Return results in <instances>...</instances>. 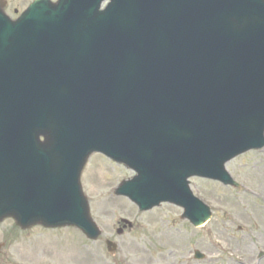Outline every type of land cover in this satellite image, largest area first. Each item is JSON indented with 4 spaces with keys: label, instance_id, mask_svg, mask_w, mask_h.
Masks as SVG:
<instances>
[{
    "label": "water",
    "instance_id": "obj_1",
    "mask_svg": "<svg viewBox=\"0 0 264 264\" xmlns=\"http://www.w3.org/2000/svg\"><path fill=\"white\" fill-rule=\"evenodd\" d=\"M3 6L0 221L96 239L80 175L98 152L137 174L116 195L197 227L188 179L238 187L225 164L264 147V0H35L14 22Z\"/></svg>",
    "mask_w": 264,
    "mask_h": 264
},
{
    "label": "rangeland",
    "instance_id": "obj_2",
    "mask_svg": "<svg viewBox=\"0 0 264 264\" xmlns=\"http://www.w3.org/2000/svg\"><path fill=\"white\" fill-rule=\"evenodd\" d=\"M32 1L5 0L4 12L14 20ZM226 170L240 189L191 179L193 194L211 209L210 220L195 228L175 206L140 212L116 197L115 188L133 172L92 155L80 183L103 237L90 244L72 228L19 231L8 219L0 224V264H264V148L233 159ZM121 222L133 227L118 235ZM105 240L118 245L115 256ZM195 251L205 259L194 260Z\"/></svg>",
    "mask_w": 264,
    "mask_h": 264
},
{
    "label": "flooded vegetation",
    "instance_id": "obj_3",
    "mask_svg": "<svg viewBox=\"0 0 264 264\" xmlns=\"http://www.w3.org/2000/svg\"><path fill=\"white\" fill-rule=\"evenodd\" d=\"M19 231H20V229H19ZM102 238V237H101ZM92 243H95V242H92ZM91 244V243H90Z\"/></svg>",
    "mask_w": 264,
    "mask_h": 264
}]
</instances>
